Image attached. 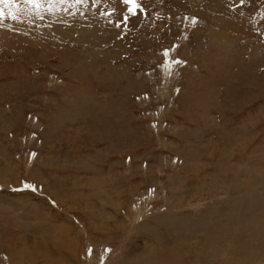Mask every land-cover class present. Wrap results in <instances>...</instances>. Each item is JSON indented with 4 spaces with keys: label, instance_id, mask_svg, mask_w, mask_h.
<instances>
[{
    "label": "rangeland",
    "instance_id": "rangeland-1",
    "mask_svg": "<svg viewBox=\"0 0 264 264\" xmlns=\"http://www.w3.org/2000/svg\"><path fill=\"white\" fill-rule=\"evenodd\" d=\"M138 2L0 3V264H264V0Z\"/></svg>",
    "mask_w": 264,
    "mask_h": 264
},
{
    "label": "snow or ice",
    "instance_id": "snow-or-ice-1",
    "mask_svg": "<svg viewBox=\"0 0 264 264\" xmlns=\"http://www.w3.org/2000/svg\"><path fill=\"white\" fill-rule=\"evenodd\" d=\"M10 0H0V3H9ZM27 2L29 3H33L35 4L36 3V0H27ZM80 2H83V0H77V3H80ZM244 0H241V3H243ZM121 3L124 4V5H128L129 7L127 8V12L123 15V19L122 20H119L115 23V26L116 27H121L122 25L126 26L129 19H130V16L129 14H131L132 16H136L138 14V9L140 12H143L144 9L140 6L138 0H121ZM114 11V9H113ZM104 15L106 16H111L113 14V12H106V13H103ZM0 15H2V12H0ZM165 56L168 55V52L165 51L164 53ZM175 63H180V61H175Z\"/></svg>",
    "mask_w": 264,
    "mask_h": 264
},
{
    "label": "crops",
    "instance_id": "crops-1",
    "mask_svg": "<svg viewBox=\"0 0 264 264\" xmlns=\"http://www.w3.org/2000/svg\"><path fill=\"white\" fill-rule=\"evenodd\" d=\"M233 18H236V17L232 16V17H231V21L233 20ZM235 22H236V21H235ZM244 26H245V25L242 24V25L239 27L240 29H236V30H237V31H242V29L244 28ZM6 250L8 251L9 249L7 248Z\"/></svg>",
    "mask_w": 264,
    "mask_h": 264
}]
</instances>
